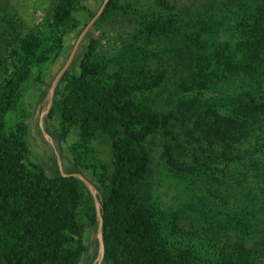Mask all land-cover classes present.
I'll return each mask as SVG.
<instances>
[{
  "label": "trees",
  "instance_id": "1",
  "mask_svg": "<svg viewBox=\"0 0 264 264\" xmlns=\"http://www.w3.org/2000/svg\"><path fill=\"white\" fill-rule=\"evenodd\" d=\"M207 1L194 12L190 5L159 0L169 15L137 17L148 25V38L116 54L92 43L68 92H58L67 130L78 129L86 141L111 139V171L101 183L98 209L111 264H264V0L257 8L247 0H222L230 12L221 19L215 0ZM78 4L60 0L54 21L63 33L75 28ZM127 5L128 0H105L98 22ZM19 22L0 9V31L14 67L0 89V264H79L88 247L80 214L88 188L77 174L49 175L28 163L27 125L7 120L23 92L43 82L47 59L41 41ZM156 36L172 40V56L149 48L147 39ZM230 37H240L238 48ZM171 62L177 84L172 89L165 76ZM227 75L246 79L249 87L242 84L218 98L182 94L186 86L201 91ZM162 81L167 109L159 108L158 98L128 96ZM163 132L166 163L193 186L177 208L156 188L155 150L148 139ZM188 231L211 245L212 262L204 244L180 237Z\"/></svg>",
  "mask_w": 264,
  "mask_h": 264
},
{
  "label": "rangeland",
  "instance_id": "2",
  "mask_svg": "<svg viewBox=\"0 0 264 264\" xmlns=\"http://www.w3.org/2000/svg\"><path fill=\"white\" fill-rule=\"evenodd\" d=\"M203 1L207 0H167L173 4L179 2L184 6L190 5L194 12L197 9L196 4ZM247 1L250 2L252 8H257L261 3V0ZM59 2L60 0H0V9H7L15 18H18L24 32L41 41L43 46L41 50L47 52V59L41 66L43 82L23 92L16 109L7 114V120L9 124L22 122L27 125L28 149L25 157L28 163L41 165L49 175L57 172L77 174L86 184L88 190H85L80 214L88 247L79 264H111L104 254L102 225L98 212L101 183L111 171V139L103 136L86 141L78 129L67 130L62 123L56 100L59 97L58 92L61 94L68 92L69 79L80 74L81 61L89 45L94 43L106 53L116 54L124 48L125 44L133 41L143 42L145 37L148 38V25L141 24L137 17L142 15L145 19H156L159 16L166 17L171 11L165 9L159 0H128L127 7L119 9L117 15L98 22L105 0H79L73 12L75 28L63 33V28L56 25L54 21ZM214 12L220 19L226 16L229 18L230 11L222 0H215ZM61 36L63 44L59 46ZM147 40L150 42L149 48L157 50L159 55L163 54L165 58L173 55L170 44L172 40L166 36H156ZM230 41L231 47L236 48L241 42L240 37H230ZM57 51L59 54L55 56ZM9 53L10 49L5 45L0 31V89L8 75L14 70ZM237 54L240 55V52ZM172 64V62L165 64L170 70L165 76L169 78L171 89L177 87L173 77L175 65ZM186 74L188 73H184L183 76ZM226 78L218 85H211L208 89L204 87L205 89L201 91L190 90L186 86L182 94L218 98L238 91L242 84L244 88L249 87L246 79L238 80L230 78V75ZM163 85L167 84L162 81L158 85L155 84L156 87L153 90L144 88L142 92L132 91L128 96L158 98L156 103L158 102L159 108L167 109L169 107L164 104V97L160 96V92L165 88H162ZM177 132L182 135L181 142L188 144L184 132L180 129ZM192 141L197 143V138H192ZM148 142L153 143L155 150L154 163L156 171L158 170L159 181L156 188L160 197L167 200L171 208H177L179 201H185L187 196L192 194L193 186L187 178L179 177L166 163L163 156L164 143L168 142L165 132L157 138H149ZM95 215L96 219H94ZM182 235L180 237L185 241L204 244L202 245L204 256L211 261L213 258L211 245L201 241L199 235L192 231Z\"/></svg>",
  "mask_w": 264,
  "mask_h": 264
}]
</instances>
